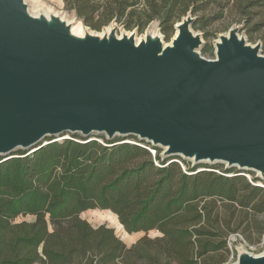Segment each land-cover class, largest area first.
<instances>
[{"label":"trees","instance_id":"16d2710c","mask_svg":"<svg viewBox=\"0 0 264 264\" xmlns=\"http://www.w3.org/2000/svg\"><path fill=\"white\" fill-rule=\"evenodd\" d=\"M62 1L91 30L114 22L141 34L157 22L168 41L188 13L214 0ZM68 135L0 155V264H223L231 235L253 243L252 232L256 241L264 234L261 179L181 159L185 168L180 157H162L161 148L132 136ZM89 210L110 211L143 237L127 247L112 228L82 219Z\"/></svg>","mask_w":264,"mask_h":264},{"label":"water","instance_id":"95a60500","mask_svg":"<svg viewBox=\"0 0 264 264\" xmlns=\"http://www.w3.org/2000/svg\"><path fill=\"white\" fill-rule=\"evenodd\" d=\"M193 22L178 23L170 45L136 46L133 34L76 39L57 18L30 17L23 0H0V155L63 134L132 136L163 157L264 180V56L232 29L207 60ZM235 264H264V253Z\"/></svg>","mask_w":264,"mask_h":264},{"label":"rangeland","instance_id":"374dc122","mask_svg":"<svg viewBox=\"0 0 264 264\" xmlns=\"http://www.w3.org/2000/svg\"><path fill=\"white\" fill-rule=\"evenodd\" d=\"M248 1L250 0H214L208 6H206L202 10V12L196 15H190V13H188V17L194 19V26L193 24L191 25V32L194 35H199L202 42L200 47L196 49L197 53H199L201 57L207 60L216 59L215 45L220 42V37H227L229 31L232 29H238V37L244 42V44L251 47L257 46L258 54L264 56V5L250 10L247 5ZM23 3L27 9L28 14L32 17H55L70 28L79 26L80 28H78L80 30L83 29L84 31L94 33L98 36L104 33V31H106V29H108L109 27H112L115 28L114 31L117 38H121L125 34H127V36L133 34L135 43H139L141 41H145L147 38H152V36L155 35L156 38L160 39L163 45H170L173 37L177 33V30L175 28L173 36L167 41L164 35L161 33L157 22L151 23L141 34H139L136 30L126 31L114 22L104 27L100 31H94L85 26L83 22L75 17L73 13L66 11L64 9L62 0H23ZM242 7H245L243 10H250V14L248 16L241 13ZM204 50L206 51V53L202 54ZM66 136L67 134H63L58 137L48 138L54 140H62L66 138ZM48 138H45L39 145H44L47 142ZM124 139L128 138L126 137ZM34 149L35 148L22 151L32 152ZM161 151L162 156L163 150L161 149ZM13 153H16V151ZM172 157L178 158L179 156ZM179 159L180 160L175 159V161L181 163L182 159L188 163L189 167L196 166L193 160H186L182 157H180ZM181 164L186 168V164ZM200 164L209 166L222 165L223 168H226L225 164L223 163L213 164L207 162ZM235 169L237 171H241L244 176H248L250 180L252 177L261 179L258 172L240 170L236 167ZM257 184L263 187L264 180L261 179V181H259ZM81 218L86 220L93 227L105 225L112 228L116 236L123 243H125L127 247L134 245L140 238L143 237V233H127L120 225L117 217L110 211L89 210L83 212L81 214ZM26 219L28 221L33 220L32 217H27ZM259 219H263V216ZM251 230H255V228H252ZM148 236L154 238L156 236H159V233L157 231H151L149 232ZM252 239L254 240L253 243H249L241 234L231 235L227 240L230 254L227 262L223 264H235L238 257L259 256L263 254L264 234L259 241H256V232H252Z\"/></svg>","mask_w":264,"mask_h":264},{"label":"bare ground","instance_id":"6f19581e","mask_svg":"<svg viewBox=\"0 0 264 264\" xmlns=\"http://www.w3.org/2000/svg\"><path fill=\"white\" fill-rule=\"evenodd\" d=\"M28 13V12H27ZM29 15V14H28ZM30 16V15H29ZM30 17H32V16H30ZM32 18H35V19H41L42 18V16H37V17H32ZM54 18L55 17H44V19L48 22V24H50V23H52V22H54ZM79 26H74V27H68V29H69V35L71 36V37H74V38H76V39H85L87 36H93V37H95V38H98L99 40H102V39H107V40H109V38H110V36H111V34H114L115 35V32H114V30H113V28L112 27H109L108 29H106V31H104V33H102V34H100L99 36L98 35H96V34H94V33H90V32H87V31H84L83 29L82 30H80L79 28H78ZM178 35V32L176 33V35H175V37ZM131 36V35H130ZM130 36H127V37H130ZM229 37V34L227 35V37L226 38H228ZM122 38V37H121ZM121 38H118V39H121ZM240 38L238 37V40H239ZM152 41V42H157V43H160V44H162V42L160 41V39H158V38H156V36L155 35H153L152 36V38H147L145 41H141V42H139V43H135V41H134V43H135V45L136 46H138V45H140L141 43H147L148 41ZM219 43H221V40H220V42ZM162 46L164 47V45L162 44Z\"/></svg>","mask_w":264,"mask_h":264},{"label":"built area","instance_id":"2783aa9c","mask_svg":"<svg viewBox=\"0 0 264 264\" xmlns=\"http://www.w3.org/2000/svg\"><path fill=\"white\" fill-rule=\"evenodd\" d=\"M70 137H69V135L67 134V136H66V139H69ZM150 152L152 153V155L154 156L155 155V151H153V150H151L150 149ZM225 166H226V168H229L226 164H225ZM248 179H249V177L248 176H246ZM250 180V179H249ZM261 186V185H260Z\"/></svg>","mask_w":264,"mask_h":264}]
</instances>
